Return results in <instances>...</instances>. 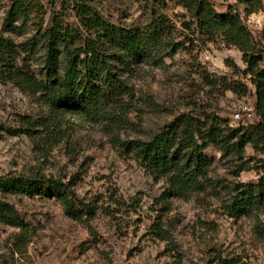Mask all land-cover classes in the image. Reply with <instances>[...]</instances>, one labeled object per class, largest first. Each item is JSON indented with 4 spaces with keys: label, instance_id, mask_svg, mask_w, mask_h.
Instances as JSON below:
<instances>
[{
    "label": "rangeland",
    "instance_id": "1",
    "mask_svg": "<svg viewBox=\"0 0 264 264\" xmlns=\"http://www.w3.org/2000/svg\"><path fill=\"white\" fill-rule=\"evenodd\" d=\"M37 1L47 12L46 23L53 13H59L66 23L75 25L71 10L76 1H85L118 25L140 27L151 19L148 0ZM209 1L221 14L238 15L264 55V0L263 8L251 15L238 0ZM10 3L0 0V35L25 42L34 35L33 22L8 28L5 20ZM165 13L183 32L179 16L184 10L170 4ZM246 70L239 49L198 43L193 51L181 50L162 65H141L130 81L137 101L126 123L111 125L66 114L59 136L43 140L16 131L28 119L51 118L50 108L38 97L0 83V177L61 182L71 201L95 212L91 219L88 215L74 218L48 188L45 194L2 197L16 208L32 234L20 255L12 246L19 230L0 225V264H219V259L264 264V209L234 218L225 206L233 184L258 182L251 169L254 163L236 175L240 161L224 159L222 151L209 147L204 155L213 161L209 174L213 183L207 192L186 199L168 198L163 197L166 181L145 172L122 147V143L146 141L185 114L206 113L238 127L234 114L244 104L256 103L255 87ZM204 75L216 81V87L209 86ZM232 81L247 85L248 94L226 90L225 83ZM254 156L248 147L245 158ZM158 217L170 233L169 241L155 240L150 234Z\"/></svg>",
    "mask_w": 264,
    "mask_h": 264
},
{
    "label": "trees",
    "instance_id": "2",
    "mask_svg": "<svg viewBox=\"0 0 264 264\" xmlns=\"http://www.w3.org/2000/svg\"><path fill=\"white\" fill-rule=\"evenodd\" d=\"M247 15L263 8L262 0H238ZM170 4L181 7L182 31L166 15ZM151 19L140 27H127L107 20L85 1H76L72 12L77 23L68 24L62 14L53 13L46 23L43 5L37 0H11L5 24L11 30L33 22L34 35L17 43L0 35V83L12 85L21 93L38 97L53 112L49 119L26 120L17 134L32 138L59 136L66 114L79 115L111 125L124 124L137 99L130 84L141 65L164 64L179 51L191 52L198 43L223 44L243 53L246 75L256 91L254 121H242L231 127L227 121L210 114H185L176 118L146 141L122 143L145 172L164 179L163 197L186 199L207 192L213 161L204 155L209 147L222 151L223 158L240 161L236 175L251 169L258 175L256 184H233L225 205L231 217L240 218L264 209V55L255 45L243 21L231 12L219 13L209 0H148ZM184 36L183 40L178 39ZM189 44V46H187ZM264 50V47L261 48ZM204 81L212 87L217 82L208 75ZM225 89L246 96L248 87L232 81ZM130 108V109H129ZM251 147L255 156L247 160ZM248 166V168H244ZM49 189L68 213L76 219H91L92 208H80L71 201L61 182L44 177H0V225L19 230L12 238L13 249L23 255L32 234L16 208L2 197L21 194H45ZM227 188V187H226ZM150 227L153 239L169 241L170 233L160 217ZM219 264H241L235 259H219Z\"/></svg>",
    "mask_w": 264,
    "mask_h": 264
},
{
    "label": "built area",
    "instance_id": "3",
    "mask_svg": "<svg viewBox=\"0 0 264 264\" xmlns=\"http://www.w3.org/2000/svg\"><path fill=\"white\" fill-rule=\"evenodd\" d=\"M263 18H264V15H263ZM258 24H260V20L257 21ZM256 118V115H255V108L254 106H251V105H247V104H244L240 110L234 114L233 116V122L235 124H239L240 122H242V120H248V121H251V120H254Z\"/></svg>",
    "mask_w": 264,
    "mask_h": 264
}]
</instances>
